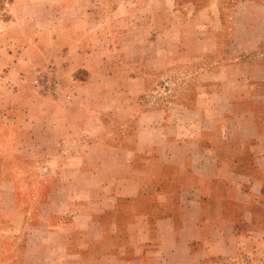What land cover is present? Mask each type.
Masks as SVG:
<instances>
[{"label":"crops","instance_id":"crops-1","mask_svg":"<svg viewBox=\"0 0 264 264\" xmlns=\"http://www.w3.org/2000/svg\"><path fill=\"white\" fill-rule=\"evenodd\" d=\"M263 43L264 0H0V264H264V61L141 97L151 66ZM48 63L70 101L33 86Z\"/></svg>","mask_w":264,"mask_h":264},{"label":"rangeland","instance_id":"rangeland-1","mask_svg":"<svg viewBox=\"0 0 264 264\" xmlns=\"http://www.w3.org/2000/svg\"><path fill=\"white\" fill-rule=\"evenodd\" d=\"M91 17L94 18L92 22L97 20L98 23L100 22V26H105L104 33H107L108 25L106 21H108V17L106 13L96 10L92 13ZM89 23H91V21H89ZM96 23L97 22H94V24ZM122 52L126 54L125 47L122 51H119V55H121ZM54 53L57 57L60 56L58 50L54 51ZM221 54H223V51L220 54L210 52L200 57L179 59V62L173 63L172 67L162 71L151 66L153 70L152 73L148 75L147 88L141 95L144 103L147 105L162 104L170 100L191 96L195 87H200L202 84L235 80L239 72L234 64L239 62V60L264 61V43L259 45L254 50L253 54L247 57H241L240 59L225 58L221 56ZM117 61L119 65L124 64L121 63V58H118ZM137 61L139 62V59ZM59 70L57 65L48 63L43 70L38 71L42 72L40 73V76H42V85H34L33 80L32 84L37 88L39 94H48L53 99L66 103L71 99V87L74 85L73 77L75 75L66 76V74L59 72ZM81 94L84 96L87 94L91 95V92L89 90H82ZM69 115L71 120H87L91 118V114L89 113L82 115L75 111L70 112ZM53 134L55 137L54 148L62 152L66 149V133L57 131ZM20 142L24 148L25 146H30L29 141L20 139ZM38 144L43 145L41 139L38 141Z\"/></svg>","mask_w":264,"mask_h":264},{"label":"built area","instance_id":"built-area-1","mask_svg":"<svg viewBox=\"0 0 264 264\" xmlns=\"http://www.w3.org/2000/svg\"><path fill=\"white\" fill-rule=\"evenodd\" d=\"M40 73L42 72H38L34 78H33V83L34 85H42V76H40ZM39 74V75H38Z\"/></svg>","mask_w":264,"mask_h":264}]
</instances>
